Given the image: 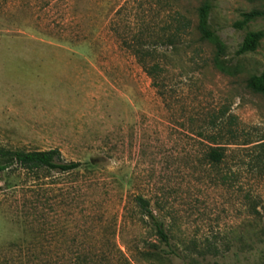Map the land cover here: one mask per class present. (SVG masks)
Segmentation results:
<instances>
[{"label": "rangeland", "instance_id": "rangeland-1", "mask_svg": "<svg viewBox=\"0 0 264 264\" xmlns=\"http://www.w3.org/2000/svg\"><path fill=\"white\" fill-rule=\"evenodd\" d=\"M203 1L0 0V147H57L83 164L39 182L3 173L1 264H264V94L245 84L264 70V36L240 52L264 31V0H208L213 34L200 40ZM251 10L263 14L238 28ZM178 16L182 42L161 44ZM136 31L157 43L159 87L127 48ZM218 131L225 156L211 164ZM138 193L170 247L133 207Z\"/></svg>", "mask_w": 264, "mask_h": 264}, {"label": "trees", "instance_id": "trees-1", "mask_svg": "<svg viewBox=\"0 0 264 264\" xmlns=\"http://www.w3.org/2000/svg\"><path fill=\"white\" fill-rule=\"evenodd\" d=\"M23 2V0H19ZM20 2V3H21ZM37 2V1H36ZM19 3V4H20ZM49 4V3H47ZM21 5V4H20ZM18 5V6H20ZM210 10V4L208 0H204L196 10V23L195 30L199 36L200 40H207L212 36V31L209 28L208 15ZM263 13L258 10H251L242 13V20L235 23L238 28H242L244 24L250 20L261 16ZM30 15L29 17H31ZM42 16H34L36 20L41 19ZM21 18V17H20ZM71 19H74L72 16ZM176 26L172 31H166L165 28L163 35L159 37L161 44L166 46H175L177 43L182 42V34L186 32V29L190 25L189 19L184 16H178L176 20ZM22 23V20H20ZM40 25H47L50 27L49 21L42 20ZM61 32H66L60 29ZM77 38L86 36V33H76ZM123 40V35H120ZM264 36L263 30L248 31L243 35L240 45V52H247L254 50L259 44L261 38ZM149 37H152V35ZM130 43H128L127 48L134 55L136 61L143 68L148 77L151 78V83L154 86L159 87L161 85L162 74L165 72L164 65L161 64V59L157 55V43H150L146 45L143 41L144 34L142 31H136L130 35ZM155 44V45H154ZM223 46L218 43L216 45V53L222 51ZM162 55V54H161ZM246 87L250 90L264 94V70L259 73L251 74L245 80ZM210 126H215V120L210 119ZM219 132L209 133L207 138L211 141L207 150L205 151V159L211 164L220 163L224 156V149L221 145H215L216 138L221 136ZM260 151L264 152V143L260 145ZM80 161L65 160L62 157L61 151L57 148L48 149H32V150H21V149H5L0 147V177L6 171H18L23 175L26 180L32 179L33 182H39L43 177H46L47 173L55 172L60 175H69L79 172L82 167ZM91 171V170H89ZM43 184V183H42ZM130 201L133 207L137 210V213L141 217V220L152 230L159 242L164 244L166 247H170V236L166 229L164 222L155 214L153 209L150 207V201L141 193L135 194L131 197ZM149 248L154 247V243H148ZM167 253H174V251L169 248L166 250ZM156 251H142V256L146 259L152 257ZM154 256V255H153ZM1 264V261H0ZM149 264H154L150 262Z\"/></svg>", "mask_w": 264, "mask_h": 264}]
</instances>
